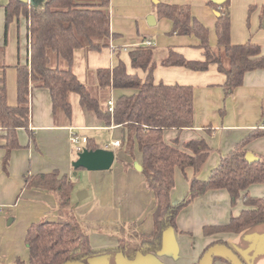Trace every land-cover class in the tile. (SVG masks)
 <instances>
[{"label": "trees", "instance_id": "trees-1", "mask_svg": "<svg viewBox=\"0 0 264 264\" xmlns=\"http://www.w3.org/2000/svg\"><path fill=\"white\" fill-rule=\"evenodd\" d=\"M211 5L214 6V3ZM1 6L5 15L4 44L0 46V130L3 132L0 148L5 152L3 171L7 169L11 151L20 148L17 139L19 129L28 133V143L35 142L33 133L28 130L30 91H48L56 127L71 126L70 98L75 94L79 97L87 126L119 127L127 150L137 148L146 188L154 197L152 230L149 234L137 232L134 223L122 224L116 227L119 235L116 247L94 251L88 234L71 212L68 178L56 171L25 176V188L50 192L57 201L56 221L34 222L26 230L24 243L28 251V264H87L89 258L111 252L121 253L131 260L137 254L159 252L164 232L177 228L179 211L212 190L227 192L232 205L244 194V209L225 225L205 226L202 229L205 236L239 234L264 225V198L247 194L251 185L264 184V156H256L258 160L253 163L245 160L246 145L264 137L263 130L256 128L252 131L220 157L217 166L205 180H199L196 175L211 151L205 139L187 141L182 149L176 148L177 138L169 143L163 139L165 130L192 129L193 89L191 86L154 82L153 73L157 63L153 59L151 46H138L128 52L130 67L134 71L132 74L118 60L112 68L96 70L93 84L81 83L74 75L72 65L76 49L99 52L108 48L110 40L116 36L110 32V0H4ZM215 11L218 13L215 24L217 46L212 48L208 43V29L190 14L188 7L158 3L157 18L172 23L168 35H194L203 52V60L192 61L169 49L160 65L181 67L192 72H205L211 65H216L217 71L225 76L221 88L224 97L228 98L242 86L246 73L264 69V55L258 45L250 42L231 44L227 2L217 6ZM20 18L26 22L29 56L26 64L16 66L17 101L15 106H9L5 76L7 66L4 62L6 35L9 25ZM139 72L144 73V78L139 76ZM112 90H127L131 93L120 95L113 101L110 97ZM110 101L113 103L111 108L108 105ZM206 132L211 134V128ZM85 139L83 149L94 151L99 148L93 139ZM175 169H179L183 175L187 169H191L193 177L189 180L186 197L173 205L170 193L174 187ZM218 244L227 246L245 264L227 243ZM13 264L25 263L16 258Z\"/></svg>", "mask_w": 264, "mask_h": 264}, {"label": "crops", "instance_id": "crops-1", "mask_svg": "<svg viewBox=\"0 0 264 264\" xmlns=\"http://www.w3.org/2000/svg\"><path fill=\"white\" fill-rule=\"evenodd\" d=\"M211 2V0H110V32L116 36L110 40L108 48L99 52H87L83 48L76 49L73 53L72 65V71L77 79L88 85L95 81L96 70L112 68L118 60L123 62L127 72L132 74L134 71L130 67L129 50L144 46V43L149 41L152 44L153 59L157 63L153 73L154 82L191 86L193 89L192 129L165 130L163 139L169 143L177 138L176 148L178 149H182V145L187 141L205 139L211 151L202 169L196 175L199 180H205L211 170L217 166L220 157L232 150L252 131L256 128L264 131V69L246 73L242 86L230 97L225 98L221 88L225 76L217 71L216 65H211L205 72H192L181 67L160 65V61L167 56L169 49L175 50L185 59L192 61L203 60V52L199 48V40L194 35H168L172 23L167 19L157 18L156 5L164 3L188 7L190 14L208 29L210 47L216 48L215 24L218 13L215 11L217 5L212 6L213 2ZM226 2L230 16L231 44L243 45L250 42L258 45L264 55V0H226ZM0 7L3 12V38L0 41L2 46L5 15L4 8ZM149 15L155 18L153 26L147 24L146 18ZM9 26L15 28L18 44H20L21 27L24 31L23 55L20 57L21 49L17 46L16 61L13 59V53L8 56L7 52L9 27L6 35L4 62L7 66L5 75L7 102L9 106H15L17 101L16 66L24 65L28 61V39L26 22L23 18L13 21ZM128 46L134 47L130 49ZM114 54L116 62L111 63V57ZM139 76L144 78V73L139 72ZM130 93L131 91L127 90H112L110 97L114 101L120 95ZM70 101L72 104L71 126L56 127L52 119L48 91L32 89L29 97L28 130L33 133L35 142L28 143V133L24 129H19L17 139L20 148L11 151L6 171L2 169L5 152L0 148V209L5 207L1 199L8 198L12 201L14 198L13 205L19 209L18 211L21 210L18 218L10 221V224L19 223L16 232H5L0 228V264H13L15 259L19 258L21 244L22 247L25 245V233L31 223L57 219L55 196L44 190L25 188L24 177L53 171L66 176L72 172L71 164L77 158L73 156V153L77 152L70 144L72 134L93 139L101 149L115 142L104 143L103 147V133L108 131L114 133L120 130L119 127L87 126L79 105V97L72 94ZM209 127L212 130L211 134L206 132ZM101 132L102 134H99ZM2 136L3 132L0 130V145L3 144ZM120 147L122 144L119 142V147L109 146L108 148L116 150ZM125 149L127 150L126 146ZM245 149L254 156H264V137L251 141ZM137 159V164L141 166L139 153ZM107 171L91 172L93 174L88 176V180L92 188L93 203L75 207L80 215L79 220L75 219L87 233H89L87 230L90 223L95 226L93 233H89L90 246L94 251L116 247L119 239L116 227L122 224L134 223L136 231L142 234H149L152 230L154 197L146 188L141 171L136 169L135 171L141 174H135L131 163L124 164L112 172ZM182 175L179 169H175L174 187L170 193V201L173 205L186 197L193 171L187 169L185 175ZM87 194L83 200L87 198ZM247 194L254 198H264V184L251 185ZM243 195L234 205L230 203V198L224 190H212L192 200L179 211L176 218V230L168 229L164 232L162 249L159 252L147 255L137 254L131 260L116 252L97 254L89 258L87 264H197L205 250L218 242L227 243L245 264H264V225L239 234L219 233L205 236L202 231L205 226L225 225L231 217L237 216L244 209ZM125 204L130 206L127 207ZM94 206L96 209L93 208ZM70 209L73 214L71 206ZM4 217L0 212V221ZM105 233L111 235L108 236ZM92 236L96 239H91ZM24 263L28 264V260ZM212 264L228 263L214 259Z\"/></svg>", "mask_w": 264, "mask_h": 264}, {"label": "rangeland", "instance_id": "rangeland-1", "mask_svg": "<svg viewBox=\"0 0 264 264\" xmlns=\"http://www.w3.org/2000/svg\"><path fill=\"white\" fill-rule=\"evenodd\" d=\"M3 3H4V0H2V2L0 0V6ZM114 4H115V2H114ZM19 34H20V39H19L20 44H18V38H17V34L15 33V28L13 26H9L8 36H7V52H8V56H9V54L13 53L12 56H13L14 61L17 60V46H20V49H21L20 50V57H22V55H23V48H22L23 47V41H24L23 27H21ZM2 38H3V12H2V8L0 7V41H2ZM132 47H134V46H128V48H130V49ZM109 54H110V52H109ZM123 55L124 54H122V56ZM111 61H112L111 63L116 62L115 54L111 57ZM94 82L95 81L93 80V83ZM93 83H91V84H93ZM99 134H102V132ZM103 134H104V137L102 138V139H104L103 147H104V143H109L112 141H115V142L119 141L122 144V147H120L116 150L111 149V148H107L108 151L114 150L115 151V152L113 151L114 154L116 153L115 154V161L112 164L111 169L108 170L107 172H112L114 169L121 168L122 166H124V164H127V163L130 164L131 163L132 168H134L135 174L140 175L141 173L135 171L136 169L134 167L138 161V159H137L138 152H137L135 147L133 148L131 153L125 149V146L123 145L122 131L118 130L114 133H110L108 131V133H103ZM73 156L77 157V153H75V154L73 153ZM101 172H103V171H101ZM90 174H93V173L86 171V170H75V171L72 170V172H70L68 175H66L70 181V186H71L72 199L70 200V206L73 210V214H74L75 218L78 220H79L80 215H78V211L75 210V207H81V206H84L85 204H88L90 202L93 203L92 192H91L92 188H91L89 180H88V176ZM80 192L88 193L87 194L88 196L85 200H82V201L78 200L77 195ZM20 198L22 199V196H20ZM23 199H25L24 196H23ZM1 200H2V203L4 204L3 206H5V207L0 209V212L5 217L2 221H0V228L2 231H5V232H16V228H17L19 223L16 222L15 224H10L9 221H11L15 218L17 219L21 210L18 211L19 209H17V207L13 205L14 198L12 199V201H11V199H8V198L7 199H1ZM128 202L132 203L131 200H128ZM22 206H23V204H22ZM22 206H20V208ZM125 206L128 207L130 205L125 204ZM131 206H134V205H131ZM93 208L96 209V206H94ZM94 228H95L94 224L90 223L87 231L89 233H93ZM83 230L86 232L85 228H83ZM89 233H87L88 236H89ZM110 233H105V234L110 236L111 235ZM126 234H129V232L126 231ZM94 237H96V235ZM94 237L92 236L91 239H96ZM19 259L22 260L23 262L24 261L27 262V260H28L26 247H25V245H23V247H22V244H21V252L19 254Z\"/></svg>", "mask_w": 264, "mask_h": 264}, {"label": "water", "instance_id": "water-1", "mask_svg": "<svg viewBox=\"0 0 264 264\" xmlns=\"http://www.w3.org/2000/svg\"><path fill=\"white\" fill-rule=\"evenodd\" d=\"M24 2H29L30 0H22ZM215 5L220 6L226 2V0H211ZM147 24L149 26L155 25V18L149 15L146 18ZM115 160V154L113 151H108L107 149L98 148L94 151H88L82 149L81 152L77 153L76 160L71 164L74 170L82 169L89 172H99L107 171L111 168ZM245 160L249 163H253L258 160L256 156L252 153L247 152L245 155ZM135 168L142 171V167L135 164ZM86 195V192H80L77 197L79 201H82ZM10 223V221H9ZM215 258H221L228 262L229 264H244L240 258L227 246L222 244H215L208 248L202 255L198 264H212ZM65 264H83L81 262H66Z\"/></svg>", "mask_w": 264, "mask_h": 264}, {"label": "built area", "instance_id": "built-area-1", "mask_svg": "<svg viewBox=\"0 0 264 264\" xmlns=\"http://www.w3.org/2000/svg\"><path fill=\"white\" fill-rule=\"evenodd\" d=\"M151 45L152 44L149 41H147V42L144 43V46H148L149 47ZM108 105L111 108L113 106L112 101L108 102ZM70 142L74 146L75 151L77 153H79V152L82 151L83 146L86 143V139L84 137L78 136L77 134H72L71 135V138H70ZM109 146H111L112 148H117V147H119V142L118 141L112 142L110 145H106L105 146V149H107Z\"/></svg>", "mask_w": 264, "mask_h": 264}]
</instances>
